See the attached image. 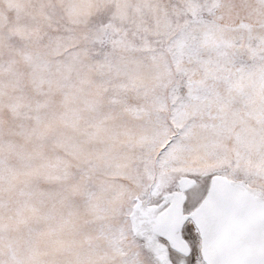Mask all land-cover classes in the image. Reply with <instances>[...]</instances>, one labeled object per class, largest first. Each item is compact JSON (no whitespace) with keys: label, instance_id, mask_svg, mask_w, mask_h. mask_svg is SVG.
Segmentation results:
<instances>
[{"label":"snow or ice","instance_id":"snow-or-ice-1","mask_svg":"<svg viewBox=\"0 0 264 264\" xmlns=\"http://www.w3.org/2000/svg\"><path fill=\"white\" fill-rule=\"evenodd\" d=\"M0 264H264V0H0Z\"/></svg>","mask_w":264,"mask_h":264}]
</instances>
